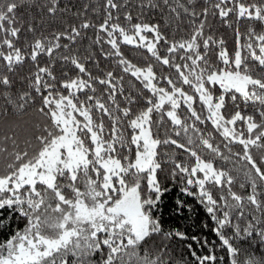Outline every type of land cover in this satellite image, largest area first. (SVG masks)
Returning a JSON list of instances; mask_svg holds the SVG:
<instances>
[{"label": "snow or ice", "instance_id": "6c2138e0", "mask_svg": "<svg viewBox=\"0 0 264 264\" xmlns=\"http://www.w3.org/2000/svg\"><path fill=\"white\" fill-rule=\"evenodd\" d=\"M162 176L264 264V0H0V264H187Z\"/></svg>", "mask_w": 264, "mask_h": 264}, {"label": "trees", "instance_id": "16d2710c", "mask_svg": "<svg viewBox=\"0 0 264 264\" xmlns=\"http://www.w3.org/2000/svg\"><path fill=\"white\" fill-rule=\"evenodd\" d=\"M241 30L243 31V25H241ZM224 35L228 42V47L230 50L234 49V37L230 29H221L218 33ZM137 50L125 49L126 55L130 58L133 57V53ZM209 131H212L211 125H207ZM216 135L217 140H220L218 134ZM232 149L234 152L241 151L239 145H233ZM171 151V148L168 149ZM226 151V150H225ZM177 155L183 158V155L179 150H177ZM258 156V153H257ZM243 161L237 162L235 159L229 162L217 161L218 167H224L226 169L232 170V174L237 176V184L234 186L235 190L240 191L238 185L239 182L243 181ZM239 169V171H237ZM162 184L168 189L164 193L162 200L159 202L157 209V215L162 221L165 230H180L185 233L184 240H173L170 242L171 247L175 249L176 259L183 257L187 264H195L193 257L190 254L188 245H192V250H195L198 255H208L210 252L214 251L217 256L216 264H230L229 258L226 255V250H224L218 240V237L211 231L215 227L214 222L210 219L203 205L198 204L194 197L187 196L180 191L182 185L177 181H171L165 179L163 176L161 178ZM185 202L184 207H180L176 204L177 200ZM179 207V211L177 210ZM23 223L16 221L13 217H8L2 226H0V241L8 238V236L17 228H22ZM231 235V233H229ZM195 236L196 240H192ZM235 244L241 247H247L246 241L236 240ZM224 257L221 261L219 258Z\"/></svg>", "mask_w": 264, "mask_h": 264}]
</instances>
